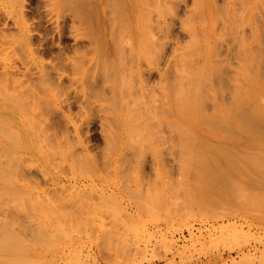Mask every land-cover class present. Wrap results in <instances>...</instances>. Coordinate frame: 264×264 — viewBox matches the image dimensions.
<instances>
[{"label": "bare ground", "instance_id": "6f19581e", "mask_svg": "<svg viewBox=\"0 0 264 264\" xmlns=\"http://www.w3.org/2000/svg\"><path fill=\"white\" fill-rule=\"evenodd\" d=\"M182 5L183 0H47L58 50H52L53 39L41 37L39 46L51 51L46 65L41 49L33 47L35 27L26 22L23 0H11L5 11L20 33L0 32V42L21 51V65L0 66L1 199L6 195L11 207L26 206L28 195L35 200L63 191L67 182L78 183L90 172L108 177L120 166L126 170L125 164L140 160L147 149L158 161L160 143L172 159L176 140L185 161L195 163L197 176L208 184L204 191H219L222 198L233 193L230 184L247 170L243 165L264 163V50L251 45L257 36H236L241 69L232 76L227 102L221 86L216 91L212 84L223 64L222 51L216 50L219 41L227 42L223 27L220 32L213 27L214 38L200 39L197 23L204 6L194 0L180 18L189 38L182 43L171 26ZM238 21L228 20L230 31L238 29ZM67 38L73 43H65ZM151 70L158 72L157 82H151ZM238 73L248 82L236 83ZM48 194L46 199H54Z\"/></svg>", "mask_w": 264, "mask_h": 264}, {"label": "rangeland", "instance_id": "374dc122", "mask_svg": "<svg viewBox=\"0 0 264 264\" xmlns=\"http://www.w3.org/2000/svg\"><path fill=\"white\" fill-rule=\"evenodd\" d=\"M193 1L183 0L182 8L172 20V34L181 38L182 43L189 38L182 31L180 18H186L183 11L186 6L187 10L192 8ZM200 2L204 6L198 19L200 24L197 23L200 39L214 38L213 27L219 32L223 27L230 46L229 50L227 42H218L216 50L222 51L219 54H223L220 55L223 64L212 81L216 91L217 86L222 87L219 94L228 102L232 76L241 69L237 34L247 39L257 36L255 43L251 39L252 48L264 50V0H198V5ZM46 3L47 0H23L26 22L35 27L33 47L41 49L38 55L47 65L52 60L51 51L40 47L39 41L45 35L49 43L53 39L52 50H58V34L55 16H51V22L50 6ZM10 5L11 0H0V32L12 30L9 34L18 36L19 25L5 11ZM155 11L161 8L155 7ZM232 19L239 20L238 29L230 31L228 20ZM72 41L64 40L67 44ZM1 45L2 42L0 49L5 48L0 51V66L21 65V56L17 55L21 51ZM151 71V82H157L158 72ZM240 76L238 73L236 83ZM77 105L73 106L74 111H78ZM207 105L212 110V103ZM57 119L63 124L59 116ZM151 151H143L145 156L140 160L126 163V170L124 166H120L122 170L118 167L120 172L116 168L108 177L86 172L89 175H79L80 183L67 182L63 191L41 193L35 200L31 196L32 203L28 195L23 207L20 204L11 207L13 200L2 195L4 203L0 196V264H208L210 260L212 264H264V171L250 170L264 169V163L243 165L247 170L237 173L230 184L233 193L222 198L219 191H204L205 182L197 176L196 164L185 161L177 140L172 159L162 143L158 161ZM64 165L67 164H60L57 170L61 171ZM47 193L54 195V199L48 194L51 198L48 196L47 200Z\"/></svg>", "mask_w": 264, "mask_h": 264}]
</instances>
